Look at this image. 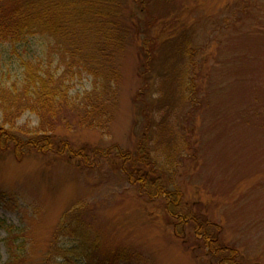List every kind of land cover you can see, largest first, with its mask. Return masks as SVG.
I'll use <instances>...</instances> for the list:
<instances>
[{"label": "rangeland", "instance_id": "374dc122", "mask_svg": "<svg viewBox=\"0 0 264 264\" xmlns=\"http://www.w3.org/2000/svg\"><path fill=\"white\" fill-rule=\"evenodd\" d=\"M143 7L126 9L132 39L118 56L110 135L62 126L56 134L74 147L134 150L141 142L160 189L182 192L180 207L164 195L148 201L107 162L80 168L50 153L18 161L0 151V264L8 258L7 227L23 242L27 263L63 264L45 253L68 211L94 256L123 248L117 264H217L194 256L166 223V215L187 210L218 223L222 243L242 263L264 264V0H151ZM36 41L3 49L12 74L33 56ZM19 122L38 119L27 111ZM176 227L190 238L188 226ZM79 258L67 264H84Z\"/></svg>", "mask_w": 264, "mask_h": 264}, {"label": "trees", "instance_id": "16d2710c", "mask_svg": "<svg viewBox=\"0 0 264 264\" xmlns=\"http://www.w3.org/2000/svg\"><path fill=\"white\" fill-rule=\"evenodd\" d=\"M150 2L0 0V151H10L18 161L33 151L50 153L73 160L80 168L107 162L148 201L164 195L172 201L173 208L180 207L182 192L175 189L167 193L160 189L161 176L155 173V162L149 159L148 151H143L141 142L134 150L123 149L116 143L74 147L56 134L57 128L62 126L95 129L102 135H110L121 78L118 56L132 39L126 9L131 4L141 12ZM36 39L33 56L20 60L18 71L12 74L3 49ZM141 54L142 64H145L148 60L145 48ZM77 84L82 87L77 88ZM137 97L138 101H143L144 91H139ZM27 111L37 117V124L19 122ZM168 209L171 213L170 207ZM69 212H64L60 218L50 252L45 253L48 259L52 252L63 264L73 255L80 257L84 264H117L123 258V248L94 256L95 246L85 245L84 229L79 221H70L72 213ZM174 214L166 215L165 221L172 227L173 235L194 256L201 252L217 264H247L241 262L232 246L222 243L220 225L205 214L198 210H187L180 217ZM182 223L183 227H189L190 238L186 231L185 236L176 230ZM4 243L8 258L2 264H29L25 246L13 228L7 227Z\"/></svg>", "mask_w": 264, "mask_h": 264}]
</instances>
